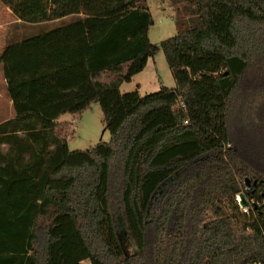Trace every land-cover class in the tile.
Instances as JSON below:
<instances>
[{
  "label": "trees",
  "instance_id": "obj_1",
  "mask_svg": "<svg viewBox=\"0 0 264 264\" xmlns=\"http://www.w3.org/2000/svg\"><path fill=\"white\" fill-rule=\"evenodd\" d=\"M4 1L26 21L76 18L0 55L17 113L0 160L4 143L38 144L30 165L0 166V264H264V210L235 206L264 194V0H185L159 42L147 0ZM159 50L175 85L122 91ZM94 102L111 138L72 150L55 120Z\"/></svg>",
  "mask_w": 264,
  "mask_h": 264
},
{
  "label": "rangeland",
  "instance_id": "obj_2",
  "mask_svg": "<svg viewBox=\"0 0 264 264\" xmlns=\"http://www.w3.org/2000/svg\"><path fill=\"white\" fill-rule=\"evenodd\" d=\"M147 3L153 13L152 16L154 19V23L151 26L149 34L152 42H158L160 39L169 36L167 34L168 31L166 30L169 22L172 21V23H175L176 18L182 21L184 19L186 20L187 16L190 14V8L192 7L185 0H178L174 3L171 0H147ZM80 14L84 15L82 12ZM69 17H73V15H70ZM54 23L55 22L26 21L20 18L12 7L7 5L4 0H0V55L10 44L14 43L19 47H22L21 45H23L25 39L29 41V44L33 43V45H39V43H41L44 47L45 39L49 38L51 29L55 25ZM0 62L1 67L3 66L4 72V62ZM153 62H155V66H151L153 65ZM150 66V70L140 74L135 81L122 82L120 87L121 90H135L137 88L136 82L138 80L150 85L153 84V81L155 82L161 80L164 84L174 83L173 77L161 50L153 56ZM152 71L156 72V75H154V73L152 74ZM64 118L69 120L59 122L57 130L60 131L61 135H64L65 133L67 134L68 144L72 150L88 149L100 140L109 141L111 138V133L103 120V111L99 102H94L91 107L86 109L81 115H75L68 112L65 113ZM226 145H229V143ZM4 147L8 148L9 143H4ZM120 186V177L116 175L111 183L110 200L112 210L119 222V228L121 230H126L122 211L123 206ZM261 191V188H258L257 194L259 196L254 199H249L245 194L246 204L249 207V210L253 209L254 206H260L264 210V194L262 193L263 191ZM235 206L240 209L237 201ZM211 216L212 213L208 212V217ZM122 239L126 251L130 252L133 242L126 232H124ZM80 264L94 263L90 258L86 257L80 261Z\"/></svg>",
  "mask_w": 264,
  "mask_h": 264
},
{
  "label": "crops",
  "instance_id": "obj_3",
  "mask_svg": "<svg viewBox=\"0 0 264 264\" xmlns=\"http://www.w3.org/2000/svg\"><path fill=\"white\" fill-rule=\"evenodd\" d=\"M70 15H73V14H69V15H65V16H61V17L44 19V20L36 21V22H55L54 23L55 25L51 29V32H52L54 29H56V27L62 26V25L66 24V23H68L71 20L76 18V15H73V17H69ZM152 15H153V13H152ZM151 26H150V29H149V34H150ZM166 30L168 31L167 34L169 36L175 34L176 33L175 23L174 22L172 23V21H170L169 24H168V28L166 27ZM150 39H151V37H150ZM29 45L30 44L28 43V46ZM21 46H23V45H21ZM152 59H153V57H149L147 65L145 66V68L143 70H141L140 72L134 74L132 79L129 82L135 81V79H137L140 74H142L144 72H148V70H150L151 66H155L156 60H155V62H153V65L150 66ZM153 69H154V67H153ZM153 73H154V75H156L155 74L156 72L152 71V74ZM15 78H16V73H15ZM160 82H162V83H160ZM161 85H165V86H168V87H173L175 85V83L164 84V82L161 80V81H155V82L153 81V84L150 85L148 83L141 82V80H138L136 82V86H137L136 89H138L139 92L144 95V94H147L149 92H152V91H155V90L159 89V87ZM9 87H10V82L7 79V77L5 76V73L3 72V66L1 67V62H0V123H2L4 121H7L9 119H15V117L17 115L16 110H15V106H14V103H13V99L11 98V96L9 94ZM124 91H127V90H124ZM128 91H130V90H128ZM66 113H68V112H66ZM64 115H65V113L61 114L55 121H57L59 123V122L65 121V120H69L67 118H64ZM13 124H14V127H12L10 125L9 128H8V129H11V131H28V130H25V129L20 130L19 127H17L18 130H15L14 129L15 128V123H13ZM58 126H59V124L56 126V130L58 129ZM44 131H50V130L49 129H44ZM67 140H68V138H67ZM32 147L33 148H30V147L22 148L23 149L22 150L20 147L15 146V145H9L8 148H5L4 144H3L2 145V149L4 150V152H6V150L11 148L10 149L11 150V152H10L11 158L8 156L9 157L8 159L0 160V166H10V167L19 166V167H21V166L30 165V161L28 160V156L34 150L38 151V144L34 143V146H32ZM15 156H18V159H13L12 158V157L15 158Z\"/></svg>",
  "mask_w": 264,
  "mask_h": 264
},
{
  "label": "built area",
  "instance_id": "obj_4",
  "mask_svg": "<svg viewBox=\"0 0 264 264\" xmlns=\"http://www.w3.org/2000/svg\"><path fill=\"white\" fill-rule=\"evenodd\" d=\"M179 101H180V105H183V102H182V100L181 99H178ZM187 120L188 119H184V123H186L187 122ZM248 187V184H246V183H244V188H247ZM241 195H243V192L242 191H240V192H237L236 194H235V199H236V201L238 202V204H239V207H240V209L242 210V212H248L249 211V207L247 206V204H242L241 202H240V200H241Z\"/></svg>",
  "mask_w": 264,
  "mask_h": 264
},
{
  "label": "water",
  "instance_id": "obj_5",
  "mask_svg": "<svg viewBox=\"0 0 264 264\" xmlns=\"http://www.w3.org/2000/svg\"><path fill=\"white\" fill-rule=\"evenodd\" d=\"M244 182H245L246 184L249 185V184H250V179H249L248 177H246V178L244 179ZM253 182L255 183L256 180H254ZM240 197H241L240 202H241L242 204H246V199L244 198V196L241 195ZM255 264H256V263H255Z\"/></svg>",
  "mask_w": 264,
  "mask_h": 264
}]
</instances>
